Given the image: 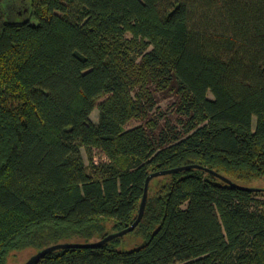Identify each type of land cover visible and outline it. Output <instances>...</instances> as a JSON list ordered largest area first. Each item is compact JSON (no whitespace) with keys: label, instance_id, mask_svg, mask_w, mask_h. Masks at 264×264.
I'll return each instance as SVG.
<instances>
[{"label":"trees","instance_id":"1","mask_svg":"<svg viewBox=\"0 0 264 264\" xmlns=\"http://www.w3.org/2000/svg\"><path fill=\"white\" fill-rule=\"evenodd\" d=\"M161 94L177 122L150 119ZM189 165L264 180V0H0V264L130 227ZM154 180L142 246L36 264H264V192Z\"/></svg>","mask_w":264,"mask_h":264},{"label":"rangeland","instance_id":"2","mask_svg":"<svg viewBox=\"0 0 264 264\" xmlns=\"http://www.w3.org/2000/svg\"><path fill=\"white\" fill-rule=\"evenodd\" d=\"M212 98V96L210 95ZM157 106L156 109H154L152 112H150V119H156V120H161L164 118H168L171 120L172 123L177 122L176 117L174 116V110H173V102L174 100L167 98V96L161 94L157 96ZM99 110H96L93 113L92 119L94 122H98L99 120ZM142 124H145L143 121H137L133 120L129 123L127 126L128 129L135 128L137 126H140ZM165 125L164 122H161L160 126L163 127ZM176 125V124H175ZM85 161L87 165H89V156L86 151L83 152ZM101 159V156L97 153L96 160L99 161ZM162 180L157 179L153 181L152 184V193L155 192L157 189L158 185L161 183ZM254 187H260L264 188V180L255 182L253 184ZM260 200H264L263 197H260ZM107 234H111L113 231V224L109 223L107 224ZM102 240V236H99L94 239L95 242ZM145 243V239L142 234L139 233V231L131 233L127 236H125L121 242H120V249L123 251H130L135 248H138L142 246ZM38 253L37 250L34 249H26L20 252H15L12 254L10 257L8 264H25L27 263L34 255Z\"/></svg>","mask_w":264,"mask_h":264},{"label":"water","instance_id":"3","mask_svg":"<svg viewBox=\"0 0 264 264\" xmlns=\"http://www.w3.org/2000/svg\"><path fill=\"white\" fill-rule=\"evenodd\" d=\"M192 169L205 170L208 173L212 174L213 176L219 178L223 182H225V183H227V184H229L235 188L243 190V191L254 192V193L264 192V188L244 187V186L238 185V184L234 183L232 180H230L229 178L223 176L222 174L217 173L213 170L207 169L201 165H189V166H184V167L165 170V171H158V172L151 174L147 178L146 187H145V195H144L141 207H140L139 215H138L136 221L130 227H128L122 231L112 233V234L108 235L107 237H105L104 239L97 241V242H93V243H62V244L50 246V247L45 248V249L41 250L40 252H38L36 255H34L25 264H36L40 260H42L45 256H47L48 254L53 253V252L58 251V250L70 249V248H91V249L100 248L103 245L108 244L109 242H111L117 238H123V237L127 236L128 234L132 233L139 226V224L142 222V220L144 218V214H145V210H146V206H147V201H148V197H149V189H150L151 182L154 179L162 177V176L176 174L179 172L192 170Z\"/></svg>","mask_w":264,"mask_h":264}]
</instances>
